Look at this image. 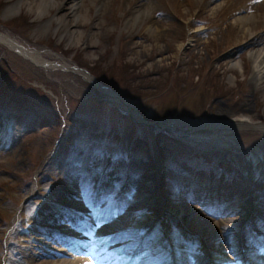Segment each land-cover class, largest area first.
<instances>
[{"label":"rangeland","instance_id":"1","mask_svg":"<svg viewBox=\"0 0 264 264\" xmlns=\"http://www.w3.org/2000/svg\"><path fill=\"white\" fill-rule=\"evenodd\" d=\"M19 1L0 0V36H9L25 48L37 51L49 64L48 68L41 66V62L38 63L40 65L34 64L23 53L9 50L0 41V90L11 92H6L9 101L0 102L10 103L16 111L24 113L30 109L34 99L40 104V109L34 110L38 112L35 116L39 117L34 118L36 122L23 129L15 126L13 130L8 124L3 132L8 130L10 138L0 137V234L1 231L4 233V223L7 228L18 209L25 205L20 226L26 231L19 233L22 242L17 248V263L52 264L63 261V264H69L73 260L71 253L69 249L65 251L61 248H74L88 241L93 256H78L87 264L97 261L100 264H122L126 255L121 247L113 246V236L126 226L146 224V218H152V221L164 224V228L172 231L175 243L177 241L181 248L194 246L193 251L186 248L189 257L179 260V264L209 263L210 254L219 255V258L212 259L215 262L241 264L240 259L227 253V250L229 247L237 248L238 241L233 233L239 230L243 221L256 216L258 208L255 204L264 197V184L258 183L260 178H264V160H256L252 154V159L241 165L238 163L239 155L232 154L229 149L211 154L220 165V179L224 174L239 179L223 189L231 193L223 209V213H228L217 220L188 201L187 193L180 191L185 181L178 180V185L176 176L177 179L172 177L165 184L163 177L158 178L153 187L150 177L157 174L153 157L155 139H152L151 130L144 129L149 134L142 132L148 138L143 139L149 141V145L146 142L143 145L140 140L137 144L138 134L130 126L134 119L144 124L142 114L150 119L161 113L164 120L154 125L169 129L166 131L171 132V138L179 137L174 146H177L176 142L181 144L180 138L190 137L187 127L197 131L201 123H212L205 131L231 129L241 132L234 134L235 138H231L232 134L226 135L233 143L259 145V136H248L246 132H263L261 134L264 135V131H260L263 130L261 125H264V88L254 84L250 59V52L264 45V0H62L61 4L45 12L42 18L24 4L35 0H23L20 11L7 16V8ZM74 3H77V12L83 13L86 18L69 25L66 37L64 26L57 28L55 19L63 17L66 23L76 20L70 8ZM146 9H149L146 18L137 20L136 17ZM242 16L253 17L247 27L235 21ZM74 31L82 33L79 41L73 37L70 41V33ZM249 42L255 44L250 45ZM235 63L237 66H233ZM71 66L82 69L103 85L111 83L121 95L131 96L134 100L122 102L114 91L98 90L82 75L62 70ZM136 87L139 90L133 92ZM52 111L60 116L59 122ZM243 115L257 125L230 126L220 123ZM180 119H187L184 122L187 126L179 124ZM64 121L67 123L65 139L74 146L65 153L66 160L62 162L71 161L72 165L67 169L63 163L55 161L46 166L45 171L38 172L44 157L47 158L53 150V141L59 130L57 124ZM153 129L156 131L157 127ZM118 131H123L125 142L135 141L137 145L130 154L133 163L131 174L127 182L119 187V195L126 193V196L135 199L128 201L129 208L122 201L107 208L97 206L99 210L95 213L109 219L91 239L77 227L69 225L67 212L61 208L65 204L63 192H71L73 188L70 180L74 177L68 176L74 172L73 161L78 159L79 156H75L78 151L92 149L99 153L94 149H114V143H94V132L116 135L114 132ZM169 136L164 140L169 141ZM219 143L225 146L223 142ZM114 152L116 156H125L121 149ZM101 155L105 157L104 152ZM233 164L235 166L232 167ZM111 165L117 168L114 163ZM122 167H119L121 171ZM181 167L185 168L184 165ZM182 168L175 171L180 173ZM111 174L109 172L99 180L109 182L113 188L110 179L114 175ZM252 174H258L254 181ZM63 177H68V182L63 181ZM217 186L220 187L219 182ZM160 196L167 202L162 204L163 207ZM249 198L253 199L252 204H247ZM22 200L23 204L18 207V202ZM73 204L74 208H81L79 201ZM169 205L199 210L197 224L207 220L206 225L212 228V234H208V227L193 231L191 228L195 227L191 223L184 224V216L181 218L172 207H166ZM85 209L88 210V207L83 211ZM251 210L254 214L248 215ZM35 213L36 216H33ZM53 214H61V220L51 224L53 219L49 218H54ZM80 217L83 218V215ZM46 227L55 232L43 233ZM83 227L86 228L85 225ZM156 240L144 246L143 255H147L142 264H151L154 249L161 238ZM190 240L194 243L189 244ZM55 253L66 254L60 261L52 259ZM251 253L246 256L248 261L264 264L262 259ZM103 259L109 260V263L102 262ZM3 260L0 245V263Z\"/></svg>","mask_w":264,"mask_h":264},{"label":"bare ground","instance_id":"2","mask_svg":"<svg viewBox=\"0 0 264 264\" xmlns=\"http://www.w3.org/2000/svg\"><path fill=\"white\" fill-rule=\"evenodd\" d=\"M22 1L23 0L15 3V4L11 5V6H9L7 8V10H6L7 16L14 15L18 11H20L21 5L23 4ZM61 1L62 0H57V1L56 0H35V1H32V2H29V1L25 2L24 1L25 2L24 4L32 12L34 11V13H36L37 16L42 18V15L45 12L47 13L49 11V9H51L54 5L58 6L59 4H61ZM70 8L72 9L73 18L76 19V20H74L73 22L66 23L64 21L63 17H59V18L55 19V21L57 23V28H59L60 26H64L63 32L65 33L66 37L69 34L67 32V27L69 25H71L73 23H76L79 19H85L86 18L83 15V13H80V12L78 13L77 12V10H76L77 3L76 4L75 3L72 4L70 6ZM148 14H149V9H146L145 11L141 12V14H139L136 18H137V20H139V18L145 17ZM252 19H253L252 16H245V17L242 16V17L237 18L235 21L240 26L247 27L251 23ZM48 26H49V24H47V28H48ZM70 35H71L70 41L72 40V37H73V39L79 41L80 38H81L82 33L78 32V31H74V32L70 33ZM0 41L2 42L3 45L7 46L9 49L10 48L11 49H18V51L23 53L26 57L28 56L29 58L33 59L37 64L40 63V62L43 63V64H46V66L49 64V63H47V61H43L42 55L40 53H38L37 51H33L31 49H28V48L22 49V46H20L16 41H14L9 36H6V35L0 36ZM249 43H251V42H249ZM250 59H251V66H252L251 67L252 68V79L254 81V84L256 86L257 85H262V87L264 88V45L261 46L260 48L256 49V50L250 52ZM234 65L237 66L236 63L233 64V66ZM78 73L80 75H82V76H85V78H87L88 80H90L89 77H88L89 75L85 74V72L82 73L81 71H78ZM220 123L222 125H230V126L235 125V126H249L250 127L251 125L252 126L257 125L247 115H245V116L243 115V116H239V117H231V118H229L227 120H224V121H222ZM205 126H207V125H205ZM150 182H152V181H150ZM147 183H148V181H147ZM168 207L169 208L172 207L175 210V212H177V214L181 218L184 216L183 218L185 219V222L187 224L191 223V225L196 228V229L195 228H191L193 231H201V229H206L207 227L209 228V226L206 225L207 220L201 221L200 223L197 224V216H198V214H197V209L196 208L189 207V206H182V205L181 206H177L176 207L177 209L175 207H173L172 205H169ZM178 207H179V209H178ZM207 232H208V234L211 235L212 232H213L212 228H209V230L207 229ZM72 259L73 260H70L69 264H86L85 260H83V259L78 260L77 258H74V257ZM55 264H62V263H55Z\"/></svg>","mask_w":264,"mask_h":264},{"label":"trees","instance_id":"3","mask_svg":"<svg viewBox=\"0 0 264 264\" xmlns=\"http://www.w3.org/2000/svg\"><path fill=\"white\" fill-rule=\"evenodd\" d=\"M121 66V65H120ZM118 76V75H117ZM98 78V77H97ZM130 80H134L133 78H129ZM110 86H112L113 87V85L111 84V83H108ZM117 88V87H116ZM139 90V88L138 87H136V89H133V92H137ZM133 95H135V93H132ZM127 96V95H126ZM130 100H132L133 98H131V96H127ZM163 116H162V114L160 113V114H158V115H156V117H154L155 119H160V118H162ZM169 136V134H162L161 136H162V138H163V142H165L164 141V139H166V136ZM57 136V135H56ZM169 138L171 139V137L169 136ZM54 140H55V138H54ZM190 140H187V141H183L184 143V145L185 146H192V147H194V145H196L195 143H186V142H189ZM54 142V141H53ZM185 150L186 149H188L187 147H183ZM263 149H264V147H262Z\"/></svg>","mask_w":264,"mask_h":264},{"label":"water","instance_id":"4","mask_svg":"<svg viewBox=\"0 0 264 264\" xmlns=\"http://www.w3.org/2000/svg\"><path fill=\"white\" fill-rule=\"evenodd\" d=\"M71 70L74 71V70H76V68L75 67H72ZM97 87L100 88V89H102V86L101 85H98Z\"/></svg>","mask_w":264,"mask_h":264}]
</instances>
